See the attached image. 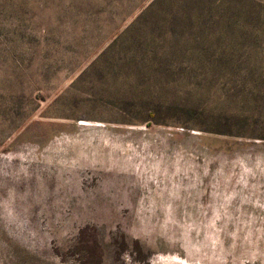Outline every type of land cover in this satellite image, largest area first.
<instances>
[{
	"label": "rangeland",
	"instance_id": "rangeland-1",
	"mask_svg": "<svg viewBox=\"0 0 264 264\" xmlns=\"http://www.w3.org/2000/svg\"><path fill=\"white\" fill-rule=\"evenodd\" d=\"M0 264H264V0H0Z\"/></svg>",
	"mask_w": 264,
	"mask_h": 264
}]
</instances>
